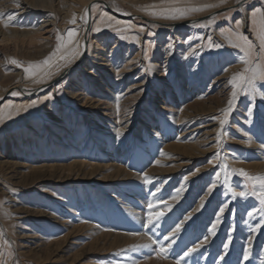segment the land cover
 <instances>
[{
  "label": "rangeland",
  "instance_id": "obj_1",
  "mask_svg": "<svg viewBox=\"0 0 264 264\" xmlns=\"http://www.w3.org/2000/svg\"><path fill=\"white\" fill-rule=\"evenodd\" d=\"M90 1L0 0V264H70L77 252L79 264H264L256 211L264 206L226 191H249L240 169L264 177V88L255 98L239 92L221 126L234 90L228 82L247 67L231 46L235 33L259 50L251 13L264 0H111L115 14ZM137 9L185 17L220 11L172 29L132 19ZM72 29V43L52 56L57 35L67 41ZM50 56L43 76L25 73ZM17 84L41 89L31 98L4 96ZM190 157L192 166L178 172ZM79 163L101 168L65 182L53 175ZM118 169L127 174L111 178ZM66 237L63 248L50 246Z\"/></svg>",
  "mask_w": 264,
  "mask_h": 264
},
{
  "label": "snow or ice",
  "instance_id": "obj_2",
  "mask_svg": "<svg viewBox=\"0 0 264 264\" xmlns=\"http://www.w3.org/2000/svg\"><path fill=\"white\" fill-rule=\"evenodd\" d=\"M237 3H240V0H237ZM97 6L93 5L92 10H95ZM209 7H212L210 5ZM195 11H199L202 9H194ZM88 10L85 12V18L87 16ZM170 19H176L178 18L177 15H172L170 17H166ZM12 17L9 16L8 20L11 21ZM75 19L71 21V23L75 24ZM242 21H238L236 24V28L239 29L242 26ZM8 26L7 24L5 25ZM251 26H252V32L256 35L259 43H258V51H257V45L253 43L251 39H249L247 36H245L243 33L237 31L235 33L236 36V42L232 43V47L235 49H239L244 53V55L241 57V62L247 65V67L244 69L243 72H238L235 75L232 76L231 80L228 82L233 87L232 92V99L229 101V106L227 109L224 110V120L221 121V126L223 127L224 123L228 119V115L232 110L233 104L235 102L236 97L239 95V92H244L245 95H251L253 98H255V93L259 91L261 88H264V9H255L251 13ZM231 32V29L229 30ZM77 35L76 31L74 29L69 30L67 33V41H65L63 35H57V47L56 51L52 53V56H56L57 53H61L62 49H65L68 44L72 43L73 38ZM218 47V46H217ZM76 48H79V45H76ZM81 53L78 50H74L71 52V55L73 57L79 56ZM52 56H50L48 59L44 60L41 63L36 64H30L27 67L24 68L25 73H27L29 76H43L45 74V66H48L50 64V61L52 59ZM60 59L67 60V57L64 55L60 56ZM12 64H16L17 66H20L19 61L13 59L11 60ZM249 73H251L249 75ZM40 82V81H38ZM19 93L12 92L11 95L16 96ZM262 98H264V92H262ZM119 108V105L117 106ZM225 169L228 168V165H223ZM238 174L245 178L249 182L248 187L249 191H235L230 185L227 187V192H230L233 198L241 197L244 199H247L249 196L256 197L260 204L264 206V177L261 176H253L244 171L243 169L238 170ZM217 179H219L220 173H216ZM145 183H150L151 180L149 177L145 176ZM225 185H228V179L227 176L224 180ZM215 185H213L214 187ZM155 207L154 205H149L150 208V214L148 218V223L151 224L153 222V214L151 213V209ZM226 207V205H225ZM225 207H221L219 209L220 214L222 215L225 211ZM261 214V220L264 221V207H261L260 209L256 210ZM161 213L157 212L155 213V219H159ZM249 217L253 216V212L248 213ZM220 216H217L216 222L211 225V228L208 230L212 236L216 234V230L218 225L220 224ZM253 231H256L257 228H253ZM180 227L177 226L175 229V232H179ZM231 243L230 239L227 243H225L222 247L227 250L229 247V244ZM147 247V245H145ZM165 251L164 248H161V252ZM196 251V248L189 249L184 253L185 256L189 255L191 252ZM223 259V257H221ZM244 259H248V255L245 254Z\"/></svg>",
  "mask_w": 264,
  "mask_h": 264
},
{
  "label": "bare ground",
  "instance_id": "obj_3",
  "mask_svg": "<svg viewBox=\"0 0 264 264\" xmlns=\"http://www.w3.org/2000/svg\"><path fill=\"white\" fill-rule=\"evenodd\" d=\"M109 1H111V0H91L90 1V3L91 4H93V3H95V2H100L107 10H108V12L109 11H111V13L113 12L112 10H111V5L108 3ZM29 4H30V2H29ZM33 4V3H32ZM32 4H31V7H32ZM90 4V5H91ZM2 5V4H1ZM89 7V6H88ZM235 7V6H234ZM28 8V7H27ZM26 7H24L23 9H26V10H24V12H23V14H34L35 12H36V10L35 9H33V8H30V10H29V8L27 9ZM169 10V9H168ZM219 11H220V9H218ZM218 10L216 9V10H214V11H211V13H206L205 12V14H202V15H197V16H194L193 17V15H192V17H185V16H177L178 18H176V19H170V18H166V17H170V16H172V15H177L176 14V12L174 11V10H170V11H168L167 13H165V11H161V10H154V11H149V9H144V10H139V9H137V11L135 12V17L134 18H132V19H134V20H144V21H146V22H148V23H157V24H159V25H161V26H165L166 27V25H171V28L172 29H176V28H179V27H183V26H188V25H194L195 23H197V22H203V21H207L208 19H210L212 16H207V15H211L212 13H218ZM21 11V10H20ZM217 11V12H216ZM114 13V12H113ZM36 14V13H35ZM115 14V13H114ZM37 15V14H36ZM32 16V15H31ZM35 16V15H34ZM205 16H207V17H205ZM119 18V21L120 22H123L124 21V19L125 18H123V17H120V16H118ZM202 17H204V18H202ZM201 18V19H200ZM90 22L86 25V28L87 29H89L90 28ZM3 28V27H2ZM47 30V29H46ZM12 32V31H11ZM50 32V31H49ZM89 33V32H88ZM30 34H32V33H30ZM34 35H35V33H33ZM39 34V33H38ZM1 36V35H0ZM85 39H87V35H85ZM100 51H104V50H100ZM82 58L83 57H80L79 59H78V62H80L81 60H82ZM189 62V61H188ZM73 66H70L68 69H66L61 75H59V76H57L56 78H54L53 80H51V81H49V82H45L46 84H45V86H47V85H53V84H55V83H57V82H59V80L60 79H62V78H64L69 72H71L72 70H74L76 67H75V65L74 64H72ZM64 70V69H63ZM25 81H27V80H25ZM21 82V81H20ZM25 83V82H24ZM31 84H32V82H31ZM26 86V85H25ZM24 85H21V84H17L14 88L15 89H8L5 93H4V96H8L11 92H18L19 94H21L22 96H24V97H26V98H31L32 96H34L37 92H39L40 91V87H33L32 89H27L26 87H25ZM40 86V85H39ZM9 101V100H8ZM31 102V101H30ZM203 107V106H202ZM96 108H99L98 106H96ZM195 109V108H194ZM207 109V108H206ZM105 110V109H104ZM107 116V115H106ZM183 148H185V147H182V146H173V147H171V149L173 150V151H180V150H184ZM189 159V161L186 163V164H181L179 167H178V169H177V171L178 172H180V171H182V169L183 168H185V167H188V166H192V164H193V160L195 159V158H193V157H190V158H188ZM80 164V165H79ZM79 164H74V165H72V166H70V167H72V168H70L69 169V171L68 172H65V173H63V172H60V170H57V169H54V171H52V172H54L53 173V175L55 174V176H57V178H58V182H65L66 180H68V179H70L71 177H74L75 176V178H79V177H83V178H85L86 176H93L94 174H95V172H96V170L97 169H99V168H101V167H98V166H91V165H86V164H84V163H79ZM213 166V165H212ZM98 167V168H97ZM86 168L87 169H89V168H91L92 169V172H88L87 170H86ZM41 171H46L45 169H40ZM177 171H175V172H177ZM208 171V170H207ZM48 172V171H47ZM97 173V172H96ZM171 173V172H170ZM127 174V172L125 171V170H121V169H118L114 174H113V176L111 177V178H113V177H115L114 175H116L117 176V178H118V176H121V175H126ZM162 175V174H161ZM47 177V176H46ZM116 178V179H117ZM125 178V177H124ZM123 178V179H124ZM175 178V177H174ZM195 178V177H194ZM109 178L107 177V179L105 178L104 180H108ZM115 179V178H114ZM156 179V178H155ZM110 180H112V179H110ZM194 180V179H193ZM213 189V187H211V190ZM215 190V189H214ZM213 198V197H212ZM182 199V198H181ZM134 223H136L135 224V226H139L140 225V222H138L137 223V221H134ZM104 236L106 237V238H111V239H115V240H123V241H127V242H129V241H131V240H135V241H137V240H140V238H129V237H126V236H120V235H112V234H107V235H105L104 234ZM31 240V239H30ZM67 240H68V238L66 237V238H64L63 240H61V241H59L58 240V243H53L52 245H50V246H53V245H60L59 247L61 248H63V246L67 243ZM182 241V240H181ZM34 244V243H33ZM167 247V246H166ZM32 248V247H31ZM59 248V249H60ZM168 252V251H167ZM84 255L82 254V253H80V252H77V253H75L74 255H72V257L70 258V264H79L80 262V260H81V258L83 257ZM253 263V262H252Z\"/></svg>",
  "mask_w": 264,
  "mask_h": 264
}]
</instances>
